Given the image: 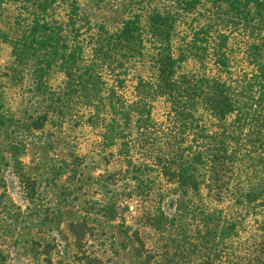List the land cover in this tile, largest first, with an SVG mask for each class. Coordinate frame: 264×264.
<instances>
[{"label":"trees","instance_id":"trees-1","mask_svg":"<svg viewBox=\"0 0 264 264\" xmlns=\"http://www.w3.org/2000/svg\"><path fill=\"white\" fill-rule=\"evenodd\" d=\"M0 41V174L33 196L20 157L47 124L90 129L113 167L96 181L79 155L50 165L71 183L61 206L84 216L77 252L44 264H264V0H135L113 26L79 0H0ZM120 184L148 203L131 233L83 196Z\"/></svg>","mask_w":264,"mask_h":264},{"label":"rangeland","instance_id":"rangeland-1","mask_svg":"<svg viewBox=\"0 0 264 264\" xmlns=\"http://www.w3.org/2000/svg\"><path fill=\"white\" fill-rule=\"evenodd\" d=\"M79 2L94 22L111 26L127 16L135 4V0H101L99 6L93 0ZM9 50L8 45L0 41V69L8 64ZM9 95L7 108L15 111L19 100L14 94ZM94 140V133L90 129L71 126L58 129L51 124L26 134L25 151L20 157L21 173L40 180L41 185L28 198L14 173L4 171L0 174V264H44L46 256L41 252H48L51 248L54 258L63 253L73 255L77 252L70 224L80 221L84 213L76 205L61 206L57 187H70L71 183L67 173L51 175L49 167L54 162L69 163L76 154L88 162L93 179L97 181L104 178L113 167L106 166L99 152L96 154ZM51 179L53 181L50 184ZM162 186L165 196L161 208L169 212L174 208L171 197L174 186ZM102 193V189L93 185L86 193L84 191L83 196H94L95 199L101 198L107 204L110 203L115 216L111 224L122 225L129 233L133 232L140 224L143 208L148 203L130 194L121 184L104 197ZM151 209L155 211L154 207ZM44 245H49V248Z\"/></svg>","mask_w":264,"mask_h":264}]
</instances>
